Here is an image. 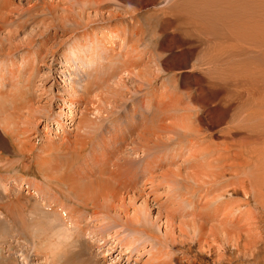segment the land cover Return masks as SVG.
Returning a JSON list of instances; mask_svg holds the SVG:
<instances>
[{"label":"rangeland","instance_id":"obj_1","mask_svg":"<svg viewBox=\"0 0 264 264\" xmlns=\"http://www.w3.org/2000/svg\"><path fill=\"white\" fill-rule=\"evenodd\" d=\"M176 1L56 0L60 6H56L53 12L45 5L51 0H7L15 14L11 12L9 16L14 15L13 18H7L5 22L7 11H0V63L7 64L6 67L0 65V78H3L0 79V87L7 85L13 88L21 82V89L29 92L27 97L36 111L27 116L26 110L17 109V129L12 139L15 150L7 147L0 134V175L4 174L0 176V264H90V260L93 264L98 260L102 262L99 259L104 254L102 250L113 244L108 242L104 248L98 249L99 236L86 234L93 228L97 216L94 212L99 208L88 207V202H84L86 206H83L82 202L76 201V197L70 200L66 185L47 176V168L60 175L61 171L63 174L68 170L66 166L71 163L72 166L83 163L95 138H86V147L80 150L79 139L74 141L72 137L74 131L64 138L61 133L55 135L56 125L51 122V132L45 131V135H55L53 139L57 144L52 149L40 148L37 140L33 139L35 131L41 130V125L44 128L45 118H52L54 113L50 109L45 111L47 100H43L44 96L39 101L32 94H36L42 85L49 90L51 83L57 87H69L62 82L60 71L67 70L62 65L64 51L74 37L83 45L89 40H97L109 48L106 51L108 60H104L106 72H95L94 79L87 77L83 81L88 82V90L77 103L81 109L85 106L84 112L87 111V117L96 122L97 127L101 125L100 131H109L114 144H109V150L113 152V147L119 144L113 140L121 136L124 137L123 144L130 145L126 134L119 131L123 130L122 126L117 125L125 117L140 114L155 116L159 119L158 129L162 124L171 125V121H185V129L178 126L183 134L179 133L174 140L166 142L170 146L165 144V149L163 143L150 152L162 154L171 149L173 153L179 152L182 147V153H185L192 144L209 149V153L202 158L204 163L211 164L210 172L220 177L213 173L214 180L194 187V195L187 186H193L192 182L183 179L186 187L182 185L177 192L189 199L195 211L213 200L212 197H221L222 205L216 207L224 205V212L232 210V206L237 207L241 222L225 225L232 231L236 229L233 231L239 236L236 244L228 243L219 235L218 242H213L210 237L206 239L209 246L204 239H198L189 231L182 237L175 236L178 239L173 236L172 240L169 238L170 242L159 245L163 250V263L264 264V0ZM25 39L31 40V44L27 45V40L23 43ZM214 58H220L219 62ZM24 62L29 66L24 67ZM89 74H92L91 69L87 70ZM111 85L116 91L106 93L104 89ZM0 94L2 131V116L14 109L11 105L14 97L10 96V100L6 93ZM15 100L16 104L22 102L19 96ZM7 103L9 108H6ZM183 116H187L186 120L179 119ZM23 117L30 118L31 123L23 126L20 123ZM138 126L140 129L141 124ZM116 128L117 132H114ZM218 155L225 157L216 161ZM182 160L176 158L171 167L175 170L179 163L183 175L193 172V160L183 162L185 165ZM247 161L250 165H246ZM230 162L231 165L234 163L233 167ZM120 163L112 161L109 170L113 174H105L115 184L120 182L119 186L124 190L123 182L128 175L123 173ZM64 167L67 169L64 170ZM72 169L75 168L68 172ZM89 179L94 181L95 176ZM25 184L34 193H26ZM44 185L54 197L41 195L37 187L45 188ZM159 191L163 192L161 196L165 193L164 188ZM205 192L207 198H204ZM186 208L185 205L183 209ZM69 216L73 217L78 227L74 228L68 240L63 238V226ZM191 218L190 213L187 217L189 222ZM177 220H180L179 216H175ZM203 224L209 226V223ZM111 231L114 232V229L111 228ZM87 258H90L88 263ZM145 259V253L128 257V254L120 252L119 245H113L103 262L152 264L151 260Z\"/></svg>","mask_w":264,"mask_h":264},{"label":"bare ground","instance_id":"obj_2","mask_svg":"<svg viewBox=\"0 0 264 264\" xmlns=\"http://www.w3.org/2000/svg\"><path fill=\"white\" fill-rule=\"evenodd\" d=\"M61 1L63 2L64 0H61ZM88 1H90V0H88ZM177 1H176V3L180 2L179 0H177ZM172 3H174V2H172ZM200 4H198V5H200ZM45 5L49 6L48 7L49 10L53 11V12L55 11L56 6H60V4L56 3V0H51V2H49L48 4H45ZM11 8L12 7H11V5H9L7 3V0L6 1L5 0L0 1V11H5V12L7 11L6 12L7 14H5V22H6L7 18H8V20H9V18L11 19V17L13 18L14 15L9 16V14H11V12H13V14H15L14 13L15 10H13ZM206 8H203V9L207 10ZM211 10H210V13H211ZM195 11H197V9ZM198 12H196L195 14H198ZM200 12H201V10H200ZM202 13H201V15H202ZM206 13H208V12L206 11ZM2 15L4 16V14H2ZM209 17H210V15H209ZM63 18L68 20V18H65V17H63ZM12 20H14V19H12ZM70 23H72L71 20H70ZM76 23L79 24L78 21H76ZM12 24H14V23L12 22ZM14 32H15V30H14ZM6 36L8 37V33ZM9 36H10L9 38L12 37L10 33H9ZM26 40H27V42H26L27 45H30L31 40H29V39L23 40V43ZM222 43H223V41H222ZM214 45H217V44H214ZM108 49L109 48L106 47V45L102 44L100 41L89 40L87 42V44L83 45L82 42H80L79 40L76 39V37H74V40L70 44H68V46L66 47V49L64 51V61H63L62 65L65 66L66 67L65 69H67V70H61L60 71L63 74V77L61 78L62 82H64V84H68L69 87H67V88L64 86L63 87H60V86L57 87L53 83H51L52 87L49 86L50 87L49 90L47 89V87H45V85H42V86L38 87L36 94H32V96L35 97L36 99L38 98L37 100H39V101L41 99H43V96H44L43 100H47L46 101L47 102V105H46L47 109L44 108L45 111L47 110L49 112L51 110L52 114L54 113L52 118H50V119L49 118L46 119L44 117L45 118L44 128H42L41 130L37 129L35 131L33 139L35 141L37 140V143H38V145H40V148L52 149L51 147L53 145L57 144V142L55 141V139H53L52 136L47 137L45 135V133L47 131L51 132V126H52L51 122L52 123L54 122V124L56 125L55 126L56 127L55 135H60V133H61L63 138H64V136L66 134L74 131V134H72V137L74 138V141H77V139H79V143L82 145L79 148L80 150L84 149L86 147V144L88 141V140H85L86 138L89 140L91 137L95 138L94 142L92 143V146H91V149H90L88 155H86V157L82 160L83 163L76 165V166H72L71 165L72 163H71L70 165L66 166L68 168V170L71 168H75V169H72L71 172H68V170H67L66 172H63V174H62L61 173L62 171L60 172V170L58 169L60 172L59 173L60 175H57V173L54 172L52 169H50V168L46 169L48 171L47 176L49 177L50 180L51 179L61 180L66 185V187L68 188V189H66V191L68 192V195H67L66 191H64V194L69 196L70 200H71V197H73V199L76 197L75 198L76 201L78 203L82 202L83 206H86L84 204V202H88V205H89L88 207L99 208V211L94 212V215L97 214V216H95V218L93 216H90L91 218L92 217L94 218L95 223L93 224V228L91 230L90 229L87 230L89 232L86 231V234L88 236L90 234L91 237H93L94 234L96 236L97 235L99 236V238H98L99 243L97 244L98 249H100L102 247L104 248L108 242H110L111 244L113 243V244L110 247L108 245V247L106 249L102 250V253H104V254L102 255V257L99 258L102 260V262H100L98 260V261L94 262L93 264H104L103 261L105 260V255H106V253L108 254L109 250L112 248L113 245H119L120 246V252L128 254V257H131V255H133V254H134V256L137 257V256L143 255L145 253V255H147L148 261L151 260L152 264H156V263L157 264H164L163 259H162L163 250H162V248L159 247V245H162V243H165L168 241L170 242L169 238L172 240L173 236L178 237V235H179V237H182L181 235L187 234L189 231L194 233V235H196L198 237V239H201V240L204 239L205 243H207V244H209L207 242L208 240H206V239H208V237L213 239L212 240L213 242H218L221 237H224L226 240H228V243H231L232 245L236 244L235 242L239 241V236L233 232L236 229H233V231H232L229 228H226L228 226L225 227V225H236L235 223L241 222V221H239L240 216H238V210L236 209L237 207L232 206V210L224 212V210H226V209H224L226 207L223 208L224 205L222 207H216V205H218V204L222 205L221 197H217L215 199H214V197H212L213 200H209V203H207V204L205 203L206 204L205 206L203 205L204 204V202H203L202 206H204V207L195 211L194 207L191 208L193 205L192 206L190 205L191 203H190V201H188L189 199L186 200L182 195H180L177 192L178 188L182 187V185H183V187H186V184L184 185L182 183L183 179H185V180L189 179L188 181L192 182L193 186L190 184H188L187 186L190 187L191 191L193 192V195L195 192L194 187H200L202 184L207 183L208 180H211V179L214 180L212 175H213V173L215 174V172H210L211 164L210 163H207V164L204 163V160H203L204 157L202 158V156H204L205 153H207V152L209 153V149L205 148L204 146L202 147V146L197 145V144H192L193 146L187 148V151H185V153H182V147H180L179 152H173V153L171 152L170 148H169L170 150H168V151L165 150L166 152H164L162 154L150 152L153 149L155 150L156 148L161 147L160 144L164 143V145L165 144L168 145L166 142L169 140L170 141L174 140L175 135L178 137L179 133L183 134V133L179 132L178 126L185 129V125H184L185 121L183 123H181V122L172 123V121H171V125L166 126V125L162 124L161 128L158 129L157 125H158L159 119H156L155 116H151V115L147 116V114L146 115L140 114L139 116L135 115L132 117L128 116V115H127L128 117L124 116L125 119L119 121L117 123V125H119V127L122 126L123 130H119V131H122L123 134H126L127 140L130 141V145L129 144L124 145L123 144L124 137L120 135L121 136L120 138L117 137L116 139L113 140L115 143L117 142L119 144L116 147H113L114 149L112 152L111 148H110L111 151L109 150V144L112 143V139H110V137H109V134H110L109 131H107L106 129H105L104 133L102 131H100L99 126H101V125H99L97 127V123L93 122V120L91 118L87 117V113H86L87 111L84 112L85 106H83L82 109L79 108V106H77V103L79 102L78 100H80V98H82L83 95L88 90V82H86V81L83 82V81L86 80L87 77H90V78L93 77V79H94L95 78V76H94L95 72H98V71L100 72L102 70H104L103 72H106V69H104L105 68L104 60L107 59V56H106L107 52L106 51ZM38 55L40 56V54H38ZM109 59H110V57H109ZM216 59H218V58H216ZM26 60H27V58H26ZM36 60H37V58H36ZM219 60H220V58H219ZM219 60H216V61L219 62ZM221 63H222V61H221ZM0 65H2V66L4 65L5 67L7 66L6 63L3 64L2 62L0 63ZM71 65H72V67H71ZM23 66L28 67L29 64L27 65L26 62H24ZM88 69H89V71L91 69L92 74L87 75ZM83 70H85V72ZM229 73H227V74H229ZM85 74H86V76H85ZM138 75H139V73H138ZM41 76H42V74H41ZM0 79H3V78H0ZM42 79H41V81H42ZM20 84H21V82L16 84V86L14 85L15 92L13 93L14 96L12 95L11 97H14V98H12L13 99L12 102H16L15 97L19 96V99H21L22 102L17 103L16 105L14 103V106H13L14 109L11 110V112L9 114H7L8 116L6 115V113H4L5 116L4 115L2 116L3 121L1 122V124H3V126H2L3 130L8 135H10L12 137V139H13L14 130L17 129V127H15L16 122L18 121L15 117L17 114V112H16L17 109L21 108V110L22 109L26 110L27 116H31L34 113V111H36L35 108L33 107V104L28 99L29 96L27 97L29 92L23 91L22 90L23 88L21 89ZM39 84L41 85V83H39ZM11 87H13V86H11ZM111 87H112V85L109 87L107 86V88L104 89L106 91V93H113L116 91L115 88L113 91V87L112 88ZM50 89H51V92H50ZM17 90L19 92H16ZM103 91H101V92H103ZM87 95H85V96H87ZM0 96H1V94H0ZM95 96H96V93H95ZM98 96H100V95L98 94ZM95 98L97 99L98 97H95ZM88 100H90V99H88ZM12 105H13V103H12ZM55 106H57V107H55ZM256 106H257V104H256ZM52 108H54V110ZM252 109H254V108L252 107ZM11 117H15V119H13ZM179 117H180V115H179ZM185 117H187V116H183L179 119L180 120H183V119L186 120ZM101 118L103 119V117H101ZM187 120H188V118H187ZM20 123L23 126H27L28 123H31V119L28 117H23L22 120L20 121ZM114 123H116V122H114ZM189 123L192 124V122H189ZM139 124H141L140 129L138 128ZM34 126H35V123H34ZM68 126H71L72 128L67 129ZM114 126H115V124H114ZM36 127H37V124H36ZM187 127L190 128V126H187ZM189 130H193V128L191 127ZM114 132H117V128L115 129ZM177 139H176L177 141H180L179 138H177ZM166 145L163 148L166 149ZM168 146H170V145H168ZM74 147L77 148L76 145H74ZM208 148H210V147H208ZM54 150H55V148H54ZM180 152L183 155L179 154ZM177 154H179V155H177ZM234 155H236V154H234ZM223 156L220 157V155H218V157H216V161H220L222 158L225 157V156L224 157ZM231 156H232V154H231ZM231 156H229V157L232 158ZM46 157L47 156H45V158ZM176 158H183L182 163L188 162V159L193 160V162L191 163V168H193V170H192L193 172H191L187 175H183L181 173L179 163H178V168L174 170L171 166L175 164ZM116 160L121 162L119 167H122L123 173L127 172L126 174L128 175L127 180H125V182H123L124 190L122 189L121 186H119L120 182L118 185L115 184L114 182L110 181L108 179L109 177H106V174H105V172L110 174V175L113 174L109 170V164H111L112 161L116 162ZM235 160H236V158H235ZM232 162H234V160H232ZM232 162H230V165ZM234 163L231 165L232 167H233ZM114 164L115 163H113V165ZM246 165H250V162L247 161ZM67 168L64 167V170H66ZM79 169H81V170L79 171ZM256 169H257V167H256ZM258 169L260 170V167ZM81 171L83 173V174L81 173L82 175H80ZM114 171H116V170H114ZM258 172H260V171H258ZM137 173H138V175H137ZM90 176H95V180L91 181L92 179H89ZM216 176L218 177L219 175H216ZM221 177H222V175H221ZM259 177H260V175H259ZM243 182H245V181H243ZM262 184H264V182H262ZM242 186H244V185L242 184ZM37 188L40 191L41 195L44 196L45 198L47 197L46 194H48V196H50V197L51 196L54 197V194L52 195V193L49 191L50 189L47 186H45V188H43L42 186H39ZM160 188H164L165 193L162 196H161V194L163 192L161 193L160 192L161 190L159 191ZM257 190H261V188L257 189ZM210 191H213V190H210ZM206 192H208V191L206 190ZM221 194H222V192H221ZM207 197L208 196L206 193L204 195V198H207ZM201 198L204 199L203 197H201ZM202 199H200V200H202ZM185 202L187 203V204H185L187 207L186 208L187 211L185 209H183V207H185V205H184ZM92 208H90V210ZM208 210L210 212H206ZM190 213L192 216L191 219L192 220L194 219L193 220L194 222H192V220H191V222H189L187 219V217H188V215H190ZM175 216H179L180 220L175 221ZM71 217L65 223V226H63V227H65L64 228L65 234L63 235V238L64 239L67 238L68 240L70 238V235L75 230L74 228L78 227V224H75L76 221L74 222L73 217L72 218ZM191 223H192V225H191ZM203 223H209V226H205ZM69 227H72V228H69ZM207 227H208V230H207ZM111 228L114 229V232L111 231ZM164 228H165V230H164ZM175 229H177V230H175ZM211 235L213 237H211ZM219 235H220V238H219ZM177 237H175V239ZM200 242H202V241H200ZM147 243H148V245H147ZM149 244H150V246H149ZM181 244H183V243H181ZM209 246H211V245L209 244ZM89 259L90 258L86 259L87 263H88ZM147 259H145V260H147ZM218 261H219V258H218ZM83 263H84V261H83ZM90 264H92L91 260H90Z\"/></svg>","mask_w":264,"mask_h":264},{"label":"crops","instance_id":"obj_3","mask_svg":"<svg viewBox=\"0 0 264 264\" xmlns=\"http://www.w3.org/2000/svg\"><path fill=\"white\" fill-rule=\"evenodd\" d=\"M14 88H9L7 85H5V86L3 85V87H0V93H4V94L6 93L7 94L6 97L10 99V96H12V94L15 92ZM8 94H9V96H8ZM12 103H13V106H14V103L16 105V102H12ZM6 108H9V104L8 103L6 105ZM0 134L3 136V139L5 140V142H7V144H8L7 147L9 149H11V150H15L16 147H15V145H13L12 138L5 131H3V130L0 131ZM0 152H1V149H0ZM0 164H1V162H0ZM1 175L3 176L4 174H1Z\"/></svg>","mask_w":264,"mask_h":264},{"label":"built area","instance_id":"obj_4","mask_svg":"<svg viewBox=\"0 0 264 264\" xmlns=\"http://www.w3.org/2000/svg\"><path fill=\"white\" fill-rule=\"evenodd\" d=\"M43 127H42V125H41V129H42ZM54 137H55V135H54ZM53 137V138H54ZM24 189L25 190H27V191H25L26 193H29V194H31V193H34V191L32 190V189H30L26 184L24 185Z\"/></svg>","mask_w":264,"mask_h":264}]
</instances>
